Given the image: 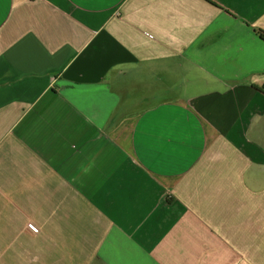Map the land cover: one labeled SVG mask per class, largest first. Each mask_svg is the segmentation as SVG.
<instances>
[{"label": "crops", "instance_id": "0c3cea01", "mask_svg": "<svg viewBox=\"0 0 264 264\" xmlns=\"http://www.w3.org/2000/svg\"><path fill=\"white\" fill-rule=\"evenodd\" d=\"M258 28L264 0H0V264H264Z\"/></svg>", "mask_w": 264, "mask_h": 264}, {"label": "trees", "instance_id": "16d2710c", "mask_svg": "<svg viewBox=\"0 0 264 264\" xmlns=\"http://www.w3.org/2000/svg\"><path fill=\"white\" fill-rule=\"evenodd\" d=\"M256 32L264 40V29L258 28L256 29Z\"/></svg>", "mask_w": 264, "mask_h": 264}, {"label": "built area", "instance_id": "2783aa9c", "mask_svg": "<svg viewBox=\"0 0 264 264\" xmlns=\"http://www.w3.org/2000/svg\"><path fill=\"white\" fill-rule=\"evenodd\" d=\"M29 227H30L32 230H34V231H38V230H39V228H38L35 224H33V223H30V224H29Z\"/></svg>", "mask_w": 264, "mask_h": 264}]
</instances>
